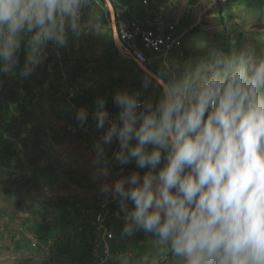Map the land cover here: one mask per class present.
<instances>
[{"label":"clouds","instance_id":"1","mask_svg":"<svg viewBox=\"0 0 264 264\" xmlns=\"http://www.w3.org/2000/svg\"><path fill=\"white\" fill-rule=\"evenodd\" d=\"M85 5L93 0H0V75L28 78L50 45L59 55L88 26ZM195 46L207 53L165 59L141 89H117L115 114L105 96L94 102L98 174L113 159L136 166L102 192L123 213L120 238L146 237L115 253L106 246L102 264H264V46ZM88 116L80 107L75 118L83 126Z\"/></svg>","mask_w":264,"mask_h":264},{"label":"crops","instance_id":"2","mask_svg":"<svg viewBox=\"0 0 264 264\" xmlns=\"http://www.w3.org/2000/svg\"><path fill=\"white\" fill-rule=\"evenodd\" d=\"M93 5L94 10L82 16L88 25L85 31L76 39L70 37L59 55L50 45L46 59L28 78L0 75V264H95L102 240L93 213L102 206L110 208L113 217L109 241L113 253L146 239L142 232L120 238L124 217L102 187L136 166L113 159L109 174H98L92 146L102 130L96 128L92 112L98 96H105L107 108L112 109L109 105L114 104L117 89L132 90L134 70L116 58V53L126 52L116 34L114 13L124 12L141 24L160 27L162 14L138 0H93ZM169 54L186 57L183 46ZM165 59L152 58L148 65L161 70ZM114 67L123 68L116 74ZM75 82L87 83V91L71 93L68 87ZM80 107L89 113L83 126L75 118ZM117 147L115 141L107 147L109 157ZM83 209L93 213L84 214ZM28 226L31 233L16 231Z\"/></svg>","mask_w":264,"mask_h":264},{"label":"rangeland","instance_id":"3","mask_svg":"<svg viewBox=\"0 0 264 264\" xmlns=\"http://www.w3.org/2000/svg\"><path fill=\"white\" fill-rule=\"evenodd\" d=\"M148 2L149 10L162 14V28L181 37L185 58L203 56L207 53V49L196 48L198 41H206L210 47H221L225 51L239 48L248 42L255 44L257 48L264 46V0H148ZM116 54L120 62L127 63L128 68L135 70L136 82L131 83L130 88L141 89L142 78L147 73L134 63L127 53ZM121 68L123 67L116 69L114 67L111 70L115 69L116 74H119L118 69ZM146 68L155 74L160 72L158 68L148 66ZM152 92L153 89L149 88L144 95ZM109 106L112 109L117 107L115 104ZM12 213L14 215V211ZM110 213L109 208V224L111 219L113 220ZM119 213L123 215L122 212ZM17 230H21V233L23 231L31 233L33 228L28 226L16 228ZM170 261V257L167 259L163 257V264H170Z\"/></svg>","mask_w":264,"mask_h":264},{"label":"built area","instance_id":"4","mask_svg":"<svg viewBox=\"0 0 264 264\" xmlns=\"http://www.w3.org/2000/svg\"><path fill=\"white\" fill-rule=\"evenodd\" d=\"M141 4L147 6L149 2L148 0H142ZM93 10L94 5L93 8L85 5L82 10V16ZM113 24L122 48L137 65L147 66L151 59L156 57H167L171 61L179 56V54L169 53L180 50L182 46L181 37L166 32L159 25L141 24L124 12L114 13ZM48 65L52 67L53 61H49ZM88 86L87 83L75 82L68 89L73 94L82 95L87 91ZM108 111L110 114H115L110 108H108ZM82 212L90 214L93 213V210L83 209ZM108 216L109 210L106 206H102L101 210L93 213L95 230L102 240L95 264H102V261H105L106 246L111 249L109 241L113 237V232L108 223Z\"/></svg>","mask_w":264,"mask_h":264},{"label":"trees","instance_id":"5","mask_svg":"<svg viewBox=\"0 0 264 264\" xmlns=\"http://www.w3.org/2000/svg\"><path fill=\"white\" fill-rule=\"evenodd\" d=\"M148 66V68H150V66L149 65H147ZM138 68V67H137ZM134 69H136V67L134 68ZM139 69V68H138ZM134 74H135V70H134ZM135 77H136V74L134 75V78H133V82L132 83H135L136 82V79H135ZM131 85V84H130ZM130 88V87H129ZM131 89V88H130ZM109 223V222H108ZM91 229H93V227L91 228ZM88 252L89 253H91V248H88ZM90 257H91V254L89 255Z\"/></svg>","mask_w":264,"mask_h":264},{"label":"water","instance_id":"6","mask_svg":"<svg viewBox=\"0 0 264 264\" xmlns=\"http://www.w3.org/2000/svg\"><path fill=\"white\" fill-rule=\"evenodd\" d=\"M138 66H139L140 68H142L146 73H152V74H155V73L149 71V70L146 68V66H142V65H138ZM156 75H158V74H156Z\"/></svg>","mask_w":264,"mask_h":264}]
</instances>
